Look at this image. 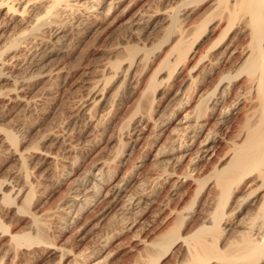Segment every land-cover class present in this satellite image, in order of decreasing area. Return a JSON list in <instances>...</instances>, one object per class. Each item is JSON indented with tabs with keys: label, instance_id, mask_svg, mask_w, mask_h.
Returning a JSON list of instances; mask_svg holds the SVG:
<instances>
[{
	"label": "bare ground",
	"instance_id": "1",
	"mask_svg": "<svg viewBox=\"0 0 264 264\" xmlns=\"http://www.w3.org/2000/svg\"><path fill=\"white\" fill-rule=\"evenodd\" d=\"M116 12H121L120 19L129 30L130 39L116 40L115 46L111 42L113 45L108 48H112L110 56L114 54L115 59L108 57L111 60L106 63L104 60L102 68L96 70L97 78L86 80L87 101L84 103L87 102V107H83V112L90 129L112 127L121 91L133 87L137 77L142 79L152 69L154 59L164 51L141 91L140 97H145L142 99H146V103L143 105L141 101L142 107L134 111L130 108L133 112L130 110L132 113L127 114L129 118L104 145L124 146L121 136L124 126L125 129L130 125L157 129L158 137L152 140L151 150L157 167L150 175L137 171L142 165L139 163H134L131 170L124 169L133 154L134 146L130 144L123 148L126 150L120 146L118 152L111 155L101 153L103 156L92 157L85 165L81 160L85 156L80 160L74 157L78 149H75L76 155H71V147L77 146L75 142L71 143L74 146H67L62 136L59 138L52 133L58 140L56 143L48 145L49 141L43 147L31 145L30 126L22 133L18 128L11 129L0 123V148L9 152L18 165L12 175L7 173L10 177L0 175V254L3 253L6 261H14L19 253H26L33 245H47L49 229L56 228L62 236L74 228H87L93 219L101 220L113 209L124 219L139 217L149 211L150 208H146L158 198H165L160 194L167 188L170 198L166 196V203L158 199L161 203L155 208L158 214H163L162 220L159 219L162 230H155L152 239L142 237L140 240L149 248L144 249L149 257L146 262L159 263L179 246L178 264H264V0H0V106H22L21 113L36 105L33 95L30 96L31 81L34 77L46 79L60 74L63 67L55 60L61 55L73 54L72 30L83 24L93 27L106 22ZM115 16L119 19L117 14ZM156 35L160 37L153 43ZM133 39L137 43H131ZM154 94L160 95L155 105ZM19 125L22 127L24 123L21 121ZM65 127L66 130L68 126L65 124ZM62 129L59 128L63 133ZM68 129L67 134L71 131ZM28 156L40 165L36 162L31 168ZM45 180L59 188L65 187L60 202H53L57 205L53 211L41 209V203L35 206L43 197L40 194L39 199L38 193ZM8 218L17 220V223L12 220L15 226L7 222ZM186 219L192 223L183 226ZM135 222L122 224V231L136 229ZM21 223L24 226H20ZM107 235L101 239L100 250L92 251V248L90 253H83V257L76 256L73 264H101L106 244L110 242ZM133 235L140 237L138 232ZM77 254L80 256L79 252ZM0 258L2 263L1 255Z\"/></svg>",
	"mask_w": 264,
	"mask_h": 264
},
{
	"label": "rangeland",
	"instance_id": "2",
	"mask_svg": "<svg viewBox=\"0 0 264 264\" xmlns=\"http://www.w3.org/2000/svg\"><path fill=\"white\" fill-rule=\"evenodd\" d=\"M119 13H121V12H116V14H117V16H118V18L119 19H117V17L115 16L116 14H114L112 17H113V19H112V17L110 18V19H108V20H106V22L104 21L103 23H100V24H98V25H96V26H93V27H88V25L86 26H83V25H80V26H78L77 28H74L73 30H72V36H73V42H75V43H73V45L75 44L76 45V47H75V45L73 46L72 45V47H73V54H70L69 56L68 55H66L65 54V56L64 55H61V56H59V59L57 58L55 61L56 62H58V63H60V65H62L61 67H63V69H62V71L60 72V74H58V73H56V77L54 76V75H52L53 77L51 78H33L32 80L33 81H31V88H32V90H31V93H33V94H31L30 93V96L31 95H33V96H31V97H33V99L36 101V105H34V104H32L31 106L32 107H36V109L35 108H33L32 109V107L30 106V108H28L27 109V112L25 111V110H23L21 113H19L21 110H22V106H17V105H11L12 106V108H11V106L10 105H2V106H0V123L1 124H3V126L5 127V126H7L8 128H11V129H15V130H17V128L19 129V132H21V131H23L22 133H25L27 130H29L30 129V127H31V130H29V133H30V140H32L31 141V145L33 144V145H37V146H40V147H43V146H45V145H47L48 143H49V141H51V143H49L48 145H51V144H53V143H56L58 140L56 139V137L55 136H52L51 134L52 133H56V134H58L59 135V138L61 137V140H63V142H64V144L65 145H67V146H76L75 148L74 147H71V155L72 156H74V155H76V156H74V157H76L78 160H80L81 158H83L84 156V160L83 159H81L82 161H85V165H86V163L88 162H90V159L92 160V157L93 158H96V157H100V156H103V155H100L101 153L102 154H104V155H106V156H108V155H111V154H113V153H115V152H118V150L120 149V146H121V149L122 150H126V148L125 149H123L124 147H128L129 145L128 144H130V145H133L134 146V148H133V154H132V156H131V158H130V160L127 162V164L124 166V169H129L130 168V170H131V168H133L134 166H135V164H142L139 168H138V172L141 174V175H150L151 173V171L153 172L154 170H155V168L157 167V162H155L154 163V160H152L153 159V156H152V148H153V142L156 140V137H158V130L157 129H151L150 127H149V129H151V131L148 129V127L147 128H145V129H142L141 127H140V129H139V126L138 125H133V126H131L130 125V127H128V126H126V128L128 127V129H125V126H124V129H123V131H122V134H121V136L123 137L122 138V140L123 141H125V143L123 142L122 144H124V146L123 145H120V146H115V147H107V146H104L105 145V142L107 141V140H109V139H111V138H113L114 137V135L116 134V132L118 131V129H120V127H122V125H123V123L129 118V116L127 115V114H131L133 111H134V109H136L138 106H140V107H142L141 105L143 104H145L146 102V99L144 100V99H142V98H145V97H143L142 95H141V97H140V94H142V89H143V87H145L146 86V84L148 83V80H149V75H150V73L152 72V69L156 66V64L158 63V61H159V59H160V57L162 56V54L164 53V51H163V53L161 52L160 54V56H157V59H154V62H153V64L154 65H152V69H149L148 70V72H146V74L144 75V76H142V79H141V77H139V79L140 80H142V81H139L138 83H137V81L139 80L138 79V77H137V81L136 82H134L133 84L134 85H132L133 87H130L129 89H127V91L126 90H123V91H121V93H120V99H118V101H120V102H118L117 103V105H116V107L118 108L117 110H116V114H114V112H112L114 115V124L112 125V127H110L109 129H106V130H104L103 128L104 127H102V126H99V127H97L95 130L94 129H90V124H89V122H88V117L85 115V113L83 112L84 111V108L83 107H87V102H85L84 103V100L85 101H87L86 100V98H85V96L87 97V95H86V93H87V91H86V87H87V82L89 81V79H96L97 78V76H94V75H96L97 73H98V71L102 68V66H103V64H105L106 62H107V60L109 59V58H112V59H115V56H114V54H112L111 53V55L112 56H110V49H112V48H108V47H110L111 45H113L114 43H116V40L119 42V40H121V41H123V39H124V37L126 38V39H130L129 38V30H126L127 28H126V26H124L123 25V22H122V20L120 19L121 18V14H119ZM119 14V15H118ZM115 17H116V19H115ZM115 24H113L112 25V23H111V21ZM116 20V21H115ZM118 20V21H117ZM122 23H121V22ZM109 22V23H108ZM110 23H111V26H107V25H110ZM105 26H106V28L107 29H105ZM118 26V27H117ZM81 29H80V28ZM87 27V28H86ZM96 27H97V29H96ZM100 27V28H99ZM90 28V29H89ZM92 28H94V29H92ZM118 30H117V29ZM87 29V30H86ZM96 29V30H95ZM101 29V30H100ZM104 29V30H103ZM116 29V30H115ZM92 30V31H91ZM113 30H115V31H113ZM126 30V31H125ZM77 31V32H76ZM82 31V32H81ZM84 31V32H83ZM88 31V32H87ZM85 32H86V34H85ZM99 32H101L100 34H99ZM103 32V33H102ZM113 32V33H112ZM84 35H83V34ZM88 33V34H87ZM93 33V34H92ZM120 33H121V37H120ZM110 34V35H109ZM118 34V35H117ZM123 34V35H122ZM81 35V37H79ZM93 35V36H92ZM117 37H116V36ZM76 36V37H75ZM78 36V37H77ZM156 36H157V38H156ZM155 36V38H153L154 40H152L153 41V43H156L155 41H157V39L160 37V35H159V37H158V35H156ZM113 37V38H112ZM118 37H120L119 39H118ZM75 38V39H74ZM77 38H80V39H78L77 40ZM83 38V39H82ZM107 38V39H106ZM109 38V39H108ZM115 40V41H114ZM135 40V41H134ZM78 41V42H77ZM131 41V43H137V41H136V39H133V41L134 42H132V40H130ZM86 42V43H85ZM113 44H112V43ZM117 42V43H118ZM77 43V44H76ZM81 43V44H80ZM110 43V44H109ZM116 43V44H117ZM78 44H80V45H78ZM105 44V45H104ZM116 44H114L113 46H115ZM206 44V43H205ZM82 46H84V47H82ZM107 46V47H106ZM112 46V47H113ZM80 47V48H79ZM76 50H75V49ZM85 49V51H84V49ZM105 48H107V49H105ZM202 48H203V46H202ZM201 48V49H202ZM80 50V51H79ZM83 50V51H82ZM106 50V51H105ZM108 51V52H107ZM123 51V50H122ZM122 51H120V54H119V52H118V54L121 56L122 54ZM75 52V53H74ZM124 54L126 53V52H123ZM76 54V55H75ZM117 54V55H118ZM123 54V55H124ZM76 57H75V56ZM80 55V56H79ZM101 55V56H100ZM72 57V58H71ZM106 57V58H105ZM109 57V58H108ZM105 58V59H104ZM62 59H64V60H62ZM79 59V60H78ZM58 60V61H57ZM60 60H61V62H60ZM104 60H105V63H104ZM109 60H111V59H109ZM77 61V62H76ZM73 62H75V63H73ZM156 62V63H155ZM62 63V64H61ZM65 63V64H64ZM66 64H67V66H68V68L66 67ZM65 65V66H64ZM70 65V66H69ZM73 65V66H72ZM97 65V66H96ZM66 68V69H65ZM96 68V69H95ZM63 70H65V71H63ZM70 70V71H69ZM91 70H93L92 71V74H91ZM96 70H98V71H96ZM62 73V74H61ZM64 73V74H63ZM68 74V75H67ZM149 74V75H148ZM60 75H63V76H60ZM60 76V77H59ZM92 76H94V78L92 77ZM148 76V77H147ZM144 77V78H143ZM37 79H38V82H37ZM51 80V81H49L48 82V80ZM91 79V80H92ZM148 79V80H147ZM55 82H54V81ZM86 80H87V82H86ZM145 80V81H144ZM146 80H147V82H146ZM39 81H42V82H40L39 83ZM53 81V82H52ZM37 82V83H36ZM60 82V83H59ZM86 82V83H85ZM143 82V83H142ZM32 83L34 84L33 86H32ZM39 83V84H38ZM47 83V84H46ZM135 83H137V84H135ZM146 83V84H145ZM86 84V85H85ZM140 84H142V85H140ZM166 84V83H165ZM164 84V85H165ZM53 85V86H52ZM55 85V86H54ZM136 85V86H135ZM145 85V86H144ZM44 86H45V90H47V91H45L44 90ZM51 86V87H50ZM167 88H169L168 86H167V84L165 85ZM165 86H163V88L164 89H166L165 88ZM34 87H36V88H34ZM47 87V88H46ZM53 87V88H52ZM55 87V88H54ZM137 87V88H136ZM50 90H49V89ZM85 88V89H84ZM139 88V89H138ZM140 88H141V90H140ZM57 89V90H56ZM75 89V90H74ZM130 89H132V90H130ZM38 92H37V91ZM51 92H49V91ZM53 90V91H52ZM85 90V91H84ZM129 90H130V93H129ZM44 91V92H43ZM84 91V92H83ZM126 91V92H125ZM49 92V93H48ZM86 92V93H85ZM122 92H125V94H123ZM132 92V93H131ZM139 92V93H138ZM46 93L48 94V97H46L45 98V96H47L46 95ZM128 93V94H127ZM41 94V95H40ZM52 94H54V95H52ZM82 94H84L83 96H82ZM121 94H123V95H125V96H122ZM129 94H130V96H129ZM36 95V96H35ZM39 95V96H38ZM51 97H50V96ZM58 95H60L59 97H58ZM78 95V96H77ZM139 95V96H138ZM155 95L157 96V97H155ZM58 98H56V97ZM127 96V97H126ZM36 97H38L37 99H35ZM64 97V98H63ZM84 97V98H83ZM125 97L127 98L126 99V101H125ZM154 98H155V101L156 102H154V105L155 104H157V102H159L158 100V98L160 97V95L158 96L157 94H154V96H153ZM52 100H50V99ZM53 98V99H52ZM56 98V99H55ZM68 98V99H67ZM75 98V99H74ZM129 98V99H128ZM135 98V99H134ZM138 98V99H137ZM40 99V100H39ZM63 99V100H62ZM41 100H43V101H41ZM59 100V101H58ZM71 100V101H70ZM138 100V101H137ZM39 101V102H38ZM55 101V102H54ZM75 101V102H74ZM134 101V102H133ZM137 101V102H136ZM143 103H142V102ZM42 102V103H41ZM63 102V103H62ZM136 102V103H135ZM41 103V104H40ZM52 103V104H51ZM120 103V104H119ZM122 103V104H121ZM142 103V104H141ZM68 104V105H67ZM74 104V105H73ZM83 104H85L84 106H83ZM133 104H136L135 106L133 105ZM56 105V106H55ZM60 105V106H59ZM63 105V106H62ZM120 105V106H119ZM17 106V107H16ZM66 106V107H65ZM77 106V107H76ZM131 106V107H130ZM4 107H5V109H4ZM74 107V108H73ZM132 107H133V109H132ZM2 108H3V112H2ZM8 108H9V110H8ZM82 108V109H81ZM133 110H131V109ZM24 109V108H23ZM47 109V110H46ZM52 109V110H51ZM122 109V110H121ZM18 110V111H17ZM31 110V111H30ZM39 110V111H38ZM44 110V111H43ZM80 110V111H79ZM132 112H131V111ZM83 113H82V112ZM7 112H8V115H7ZM12 112V113H11ZM78 112V113H77ZM129 112H131V113H129ZM23 113H25V114H23ZM69 115H68V114ZM74 113V114H73ZM80 113V114H79ZM120 113H122V114H120ZM3 114V116H1ZM63 114V115H62ZM70 114H72L73 115V117H72V115H70ZM82 114H84V115H82ZM124 114H126V115H124ZM16 115V116H15ZM50 115V116H49ZM75 115V116H74ZM79 115V116H78ZM6 116V117H5ZM8 116V117H7ZM10 116V117H9ZM20 116H21V120H20ZM46 116V117H45ZM52 116H54V117H52ZM57 116V117H56ZM71 116V117H70ZM86 116V118H84ZM112 116V117H113ZM66 117V118H65ZM124 117H125V119H124ZM127 117V118H126ZM4 118V119H3ZM22 118H24V119H22ZM43 118V119H42ZM46 120H45V119ZM56 118H57V120H56ZM121 118V119H120ZM122 118H123V120H122ZM7 119V120H6ZM16 119V120H15ZM42 119V120H41ZM63 119V120H62ZM65 119V120H64ZM70 119H71V121L73 122H71L70 121ZM73 119V120H72ZM84 119V120H83ZM119 119V120H118ZM3 120V121H2ZM11 120V121H10ZM18 120V121H17ZM27 120L29 121V122H27ZM31 120V121H30ZM50 120V121H49ZM67 120V121H66ZM5 121V122H4ZM12 121H14V122H12ZM23 122L24 123V125L21 127V125H19V123L20 122ZM44 121H46V122H44ZM85 121H87V123H85ZM119 121H121V123L119 122V125H118V122ZM16 122V123H15ZM19 122V123H18ZM32 122V124H30ZM35 122V123H34ZM42 122V123H41ZM53 122L55 123V124H53ZM63 122L66 124V126H68V132L70 131L71 132V134H70V132H69V134H67V129L65 130V124H64V126H63ZM59 123H61L60 125H59ZM71 123V124H70ZM0 124V125H1ZM11 124V125H10ZM13 124V125H12ZM43 124V125H42ZM83 124V125H82ZM85 124H86V126H85ZM25 125L27 126H30V127H25ZM51 125H52V127H53V129H54V127H55V129H54V131H53V129L51 128ZM54 125V126H53ZM70 125V126H69ZM80 125V126H79ZM11 126V127H10ZM13 126V127H12ZM15 126H17V127H15ZM35 126V127H34ZM40 126V127H39ZM63 126V127H62ZM73 126V127H72ZM85 126V127H84ZM117 126V127H116ZM15 127V128H14ZM21 127V128H20ZM33 127V128H32ZM47 127H48V129H47ZM71 127H72V129H71ZM26 128H27V130H26ZM59 128H63L62 130H63V133L59 130ZM113 128H114V130H113ZM118 128V129H117ZM132 128V129H131ZM135 128V129H134ZM21 129H23V130H21ZM44 129V130H43ZM45 129H47L48 131H46ZM88 129V130H87ZM93 130V131H91L90 132V130ZM103 129V130H102ZM133 129H134V131H133ZM137 129H139V130H137ZM142 129V130H141ZM103 131V133L101 134V132ZM109 130V131H108ZM126 130H128V131H130V132H126ZM135 130H137V131H135ZM146 130V131H145ZM149 130V131H148ZM155 130V131H154ZM157 130V131H156ZM37 131V132H36ZM51 131V132H50ZM66 131V132H65ZM97 133H95V132ZM98 131H100L99 133H98ZM108 131V132H107ZM113 131V132H112ZM131 131H132V133H131ZM139 131V132H138ZM140 131H142L141 133H140ZM144 131V132H143ZM46 132H47V135H46ZM48 132H49V134H48ZM87 134H86V133ZM91 133V134H88V133ZM94 132V133H93ZM107 132V133H106ZM150 132H152V133H150ZM156 132V136H155V133ZM31 133L33 134V135H31ZM38 133V134H37ZM65 133V134H64ZM85 133V134H84ZM93 133V134H92ZM111 133H113L112 135H111ZM130 133V134H129ZM136 133V134H135ZM138 133V134H137ZM39 134H40V136H39ZM42 134H43V137H45L44 139H43V141L42 140H40V139H42L43 137H42ZM68 136H67V135ZM106 134V135H105ZM140 134V135H139ZM144 136H143V135ZM151 136H150V135ZM154 134V135H153ZM37 135V136H36ZM92 135V136H91ZM93 135H94V137H93ZM100 135V136H99ZM111 135V136H110ZM127 135V136H126ZM32 136V137H31ZM67 136V137H66ZM85 136V137H84ZM88 136V137H87ZM97 136V137H96ZM110 136V137H109ZM129 136H132V137H129ZM142 136V137H141ZM154 136V137H153ZM35 137H38V138H35ZM39 137H41L40 139H39ZM84 137V138H83ZM94 138L93 140H92V138ZM98 137H99V139H98ZM101 137H102V140H101ZM108 137V138H107ZM126 137H127V139L130 141H126L127 139H126ZM137 137H139V138H137ZM146 137V138H145ZM55 138V139H54ZM67 138H68V140L70 141V143H69V141H67ZM130 138H132L131 140H130ZM148 138V139H147ZM33 139H35V140H33ZM37 139H38V141H37ZM48 139V141H45V140H47ZM74 139V140H73ZM83 139V140H82ZM99 141H98V140ZM141 141H140V140ZM54 140H55V142H54ZM61 140H60V142H61ZM137 140H138V142H137ZM152 140H154V141H152ZM39 141H41L40 143H39ZM96 141V142H95ZM136 141V142H135ZM34 142V143H33ZM74 143V145H72L73 143ZM77 142H80V143H77ZM99 142V143H98ZM140 142V143H139ZM149 142V143H148ZM72 143V144H71ZM95 143V144H94ZM138 143V144H137ZM147 143V144H146ZM40 144V145H39ZM44 144V145H43ZM79 144L82 146H79ZM102 144V145H101ZM137 145V146H136ZM152 145V146H151ZM88 146V147H87ZM92 146V148H90ZM123 146V147H122ZM151 146V147H150ZM79 147H81V148H79ZM102 147H103V149H102ZM105 147V148H104ZM146 147V148H145ZM114 148H116V151H115V149ZM151 148V149H150ZM75 149H78V150H76V154H75ZM85 149V150H84ZM93 149V150H92ZM106 149V150H105ZM112 149L114 150V151H112ZM136 149V150H135ZM143 149V150H142ZM87 150V151H86ZM95 150V151H94ZM102 150V151H101ZM122 150L121 151H119V152H122ZM134 150H135V152H134ZM149 150V151H148ZM0 151L1 152H3V154H0V159L2 160H0V163H2V164H0V175L2 176V177H10L9 176V174L10 175H12V173L15 171V169L13 170V168H16L17 169V167H18V165H17V162L14 160V158L11 156V154L8 152L7 153V151H4L3 149H1L0 148ZM80 151V152H79ZM84 151V152H83ZM87 153H89V154H87ZM89 151H91L92 153H90ZM97 151V152H96ZM140 151V152H139ZM0 152V153H1ZM81 152H83V153H81ZM100 152V153H99ZM109 153V154H108ZM80 154H81V156H80ZM99 154V155H98ZM138 154V155H137ZM94 155V156H93ZM138 157V159H140V160H137V159H134V157L135 158H137L136 156ZM4 156V157H3ZM80 156V158H78ZM83 156V157H82ZM88 156V157H87ZM96 156V157H95ZM142 156V157H141ZM7 157H9V158H7ZM28 157H30V156H28ZM27 157V159L29 160V158ZM142 159H141V158ZM145 159H144V158ZM5 158H7V159H5ZM133 158V159H132ZM30 160H31V162H30ZM30 160L27 162V163H30V164H28L31 168H33V167H35L36 166V160H34V159H32L31 157H30ZM132 160V161H131ZM4 161V162H3ZM12 161H14L13 163H12ZM35 161V162H34ZM131 161V162H130ZM134 161V162H133ZM140 161V162H139ZM130 162V163H129ZM143 162V163H142ZM5 163V164H4ZM38 164L37 165H40L39 163L40 162H37ZM87 163V164H88ZM130 164V166H129V164ZM135 163V164H134ZM35 164V165H34ZM154 164V165H153ZM5 165H7V166H5ZM132 165V166H131ZM151 165V166H150ZM17 166V167H16ZM33 166V167H32ZM143 166V167H142ZM153 166V167H152ZM7 167H8V169H7ZM127 167V168H126ZM129 167V168H128ZM151 168V169H150ZM153 168V169H152ZM1 169H2V173H1ZM5 171H4V170ZM41 169H44V168H42L41 167ZM11 170H12V172H11ZM179 170H181V168L179 169ZM11 173H10V172ZM42 171V170H41ZM145 171V172H144ZM148 171V172H147ZM4 173V174H3ZM6 173V174H5ZM7 173H9L8 175H7ZM143 173V174H142ZM3 175H5V176H3ZM46 182V183H45ZM50 183V184H49ZM46 184V185H45ZM55 185H53V183L51 184V182L50 181H43V184H42V186H41V188H40V192L38 193L39 194V199L40 200H38V201H36L35 203V206L36 207H39V205H40V203H41V205H42V203L44 202V206H41L40 205V207H41V209H43V210H55L56 209V206L57 205H55V204H57L58 202H60V200H61V198L63 197V196H61V195H63V194H65L64 192V189H65V187H57V186H55ZM42 189V190H41ZM166 190H167V188H165V190H163V194L161 193L160 194V197H161V195H163V197L165 196V198H162L161 197V199L160 198H158V199H160L161 201H162V203H164L165 202V200H166V202L168 201V199L170 198L169 197V193L168 192H166ZM64 191V192H63ZM42 192V193H41ZM62 192H63V194H62ZM166 192V193H165ZM44 193V194H43ZM47 193V194H46ZM188 193H189V191H188ZM40 194L42 195L41 197H40ZM165 194H167V195H165ZM166 196H168V199H167V197ZM49 197V198H48ZM54 198V199H53ZM38 199V198H37ZM47 199V200H46ZM52 199V200H51ZM60 199V200H59ZM157 199V201L154 203V204H152V206L150 205L148 208H146L147 210L150 208V210L149 211H146V212H142V215L141 216H139V217H136V218H129V219H127V218H125L124 219V217L123 216H121L120 214H118V213H116V210H111L110 211V213L107 215H105V217L103 218V219H101V220H99V219H93L92 221H91V224L87 227V228H74V229H76V231L73 229L72 231H70V232H68V233H66V234H62V236H60L61 234H59V232H57V230H56V228H53V229H49V231H48V234H49V236H48V239H49V242L47 243V245H44L43 246V244H42V246H41V244L39 245V244H36V245H33L29 250H30V252H28V251H26V253H19V255L18 256H20V257H16L15 259H14V261L13 260H11V261H13V264H73L74 263V261L73 260H75L74 258L76 257V256H78V258L79 257H83L84 255H83V253L86 255V254H88V253H90L91 252V250H92V248H93V250L92 251H98V250H100L101 249V239L103 238V237H106L105 235H109V237H108V235H107V238H108V240L110 241H108L109 242V244H106V247H105V250H104V252H103V261H102V263L101 264H153V261L151 260L150 262H149V260H148V262H146V260L145 259H147V258H149L148 257V254H146L147 252V250L149 249V248H147L146 246H144L143 245V243L142 242H140V240H141V238L142 237H144V238H148V239H152V238H154V236L156 235V232H155V230L157 231V232H159L160 230H162V228H161V225H162V221L160 222V220H162L161 219V216H163V214H158L157 212H156V210H155V208L157 207V205H159L160 203H161V201L160 200H158ZM177 199V198H176ZM176 199H175V201H176ZM56 200V201H55ZM59 200V201H58ZM40 201V202H39ZM43 201V202H42ZM56 202L55 204L53 203V202ZM175 201L173 200V203L172 204H174L175 203ZM165 202V203H166ZM50 204H52L51 205V207L49 206ZM55 205V206H54ZM34 206V207H35ZM47 207H49L48 209H46ZM52 208V209H51ZM153 209V210H152ZM151 211V212H150ZM154 211V212H153ZM114 212V213H113ZM116 213V214H115ZM150 213V214H149ZM156 213V214H155ZM147 214V215H146ZM90 215H91V217H90ZM90 215H88V217L87 218H93L92 217V214H90ZM108 216V217H107ZM120 216V217H119ZM156 216V217H155ZM107 217V218H106ZM111 217V218H110ZM133 217V216H132ZM106 218V220H104ZM137 218H138V220H137ZM11 218H8L7 219V222H9V224H11V225H13V226H15V223H17V220L14 218V219H11ZM120 220L119 222H118V220ZM136 219V220H135ZM142 219V220H141ZM160 219V220H159ZM12 220L15 222V223H13L12 222ZM116 220V221H115ZM124 220H127L126 222H133V221H136L135 222V226L134 227H136V229L135 228H132V229H130V228H126L125 230H123L122 231V229H124L123 228V225L122 224H124V226H125V224H127ZM141 220V221H140ZM145 220V221H144ZM122 221V222H121ZM140 221V222H139ZM160 223H159V222ZM181 221V220H180ZM183 221V220H182ZM188 221V222H187ZM95 222V223H94ZM100 222V223H99ZM103 222V223H102ZM184 222V221H183ZM187 222V223H186ZM13 223V224H12ZM95 225H94V224ZM107 223H110V224H107ZM116 223L118 224V225H120V226H118V225H116ZM121 223V224H120ZM145 223V224H144ZM188 223L190 224V223H192V220H188V219H186L185 220V222H184V224L182 223V225L183 226H185L186 224L188 225ZM96 224H97V226H96ZM113 224V225H112ZM161 224V225H160ZM106 225V226H105ZM116 227H119V228H116ZM121 225H122V227H121ZM138 225V226H137ZM155 225H156V227H155ZM20 226H24V223H21L20 224ZM93 226H96L95 228L93 227ZM99 226V227H98ZM104 226V227H103ZM112 226V227H111ZM139 226H141V227H139ZM145 226V227H144ZM92 227V228H91ZM98 227V228H97ZM108 227V228H107ZM137 227H139L138 228V234L140 233V237H139V235L137 236V237H134V232L135 233H137L136 232V230H137ZM141 228V229H140ZM144 228V229H143ZM160 230H159V229ZM12 229H15V230H17V231H21V230H19V229H22V230H26L27 228H12ZM56 231H55V230ZM79 229V230H78ZM81 229V230H80ZM93 231H92V230ZM108 229V230H107ZM135 229V230H134ZM139 229H140V231H139ZM110 230V231H109ZM116 230V231H115ZM133 230V231H132ZM159 230V231H158ZM55 231V232H54ZM88 231V232H87ZM108 231V232H107ZM117 232V234L115 233V232ZM133 233H132V232ZM79 234H78V233ZM85 232V233H84ZM102 232H104L103 234H102ZM106 232H107V234H106ZM54 235H53V234ZM56 233V234H55ZM116 235H115V234ZM153 233H155V235L153 234ZM112 234V236L110 237V235ZM69 235V236H68ZM74 235V236H73ZM100 237H99V236ZM131 235H132V238H131ZM146 235V236H145ZM154 235V236H153ZM54 236V237H53ZM62 237V238H61ZM64 237V238H63ZM135 239H134V238ZM139 237V238H138ZM69 238V239H68ZM98 238V239H97ZM54 239H56V240H54ZM58 239H59V241H58ZM99 239H100V241H99ZM137 239H139V241L137 240ZM52 240V241H51ZM64 240V241H63ZM70 241V242H69ZM53 242V243H52ZM58 242V243H57ZM107 242V243H108ZM123 242V243H122ZM56 243V244H55ZM64 243V244H63ZM95 243V244H94ZM58 244V245H57ZM61 244V245H60ZM90 244V245H89ZM50 245V246H49ZM137 245V246H136ZM52 246V247H51ZM69 246V247H68ZM95 246V247H94ZM97 246V247H96ZM142 246H144V248H142ZM38 247V248H37ZM49 247V248H48ZM53 247H56L57 249L56 250H54L53 249ZM60 247V248H59ZM91 247V248H90ZM49 250H48V249ZM59 248V249H58ZM65 248V249H64ZM33 251H32V250ZM36 249V250H35ZM52 249H53V251H52ZM62 249V250H61ZM97 249V250H96ZM146 251H145V250ZM174 249H176V250H174ZM65 250V251H64ZM89 251V252H86V251ZM31 251H32V254H31V256H30V253H31ZM62 251H63V253H62ZM67 251V253H65ZM69 251H72V252H69ZM111 253H110V252ZM172 251V252H171ZM171 251H169L168 252V254L167 255H165L160 261H159V263L158 262H156V263H154V264H178L179 263V261H180V253H181V249L179 248V246H175ZM175 251V252H174ZM61 252V253H60ZM70 254H69V253ZM80 253V256L77 254V253ZM139 252V253H138ZM146 252V253H145ZM171 252V253H170ZM29 253V254H28ZM52 253V254H51ZM3 253L1 252V257H2V263L0 262V264H10L11 263V261L9 260V259H7V261L3 258V255H2ZM22 254H23V256H22ZM26 254V255H25ZM64 254V255H63ZM69 254V255H68ZM147 255V257H146V255ZM178 254V255H177ZM104 255H108V256H104ZM30 256V257H29ZM59 256V257H58ZM62 258H61V257ZM64 256H66V257H64ZM173 256V257H172ZM26 257V258H25ZM64 257V258H63ZM105 257V258H104ZM109 257V258H108ZM177 257V258H176ZM23 258H25V259H23ZM51 258V259H50ZM1 259V258H0ZM60 259V260H59ZM23 260H25V261H23ZM59 260V261H58ZM140 261V262H137V261ZM1 261V260H0ZM5 261V262H4ZM32 261V262H31ZM58 261V262H57ZM106 261V262H105ZM135 262V263H134Z\"/></svg>",
	"mask_w": 264,
	"mask_h": 264
}]
</instances>
